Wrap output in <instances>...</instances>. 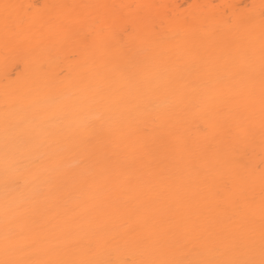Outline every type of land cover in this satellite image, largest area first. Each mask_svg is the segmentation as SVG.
Segmentation results:
<instances>
[{
  "label": "bare ground",
  "instance_id": "1",
  "mask_svg": "<svg viewBox=\"0 0 264 264\" xmlns=\"http://www.w3.org/2000/svg\"><path fill=\"white\" fill-rule=\"evenodd\" d=\"M262 5L0 0V260L258 254Z\"/></svg>",
  "mask_w": 264,
  "mask_h": 264
},
{
  "label": "snow or ice",
  "instance_id": "2",
  "mask_svg": "<svg viewBox=\"0 0 264 264\" xmlns=\"http://www.w3.org/2000/svg\"><path fill=\"white\" fill-rule=\"evenodd\" d=\"M9 6L5 5L7 9ZM123 7V6H122ZM262 15H264V5H262ZM246 19L242 18L240 23H246ZM264 27V26H262ZM261 63L264 66V30H262V46H261ZM262 88H264V79L261 81ZM261 102L264 104V93H262ZM237 134H246V129L237 126ZM262 147H264V141H262ZM244 194L242 192L228 193L222 197L226 206H236L238 203L243 202ZM226 211V210H225ZM261 229H260V246L259 252L256 253L254 247L249 246L248 254L244 258H232V259H213V258H198L190 260H176L168 259L161 256L159 259L152 260H138L134 261L133 264H264V201L261 204ZM244 228V221L236 219L235 217L229 218L224 222V230L238 234ZM8 236L5 237L6 245L4 248L5 259L0 260V264H113L112 261H90L86 259H24L22 253L25 252L23 247H9L7 244ZM108 244L111 241L106 242ZM135 241H125L124 246L129 247L133 245ZM211 252V250H209Z\"/></svg>",
  "mask_w": 264,
  "mask_h": 264
}]
</instances>
